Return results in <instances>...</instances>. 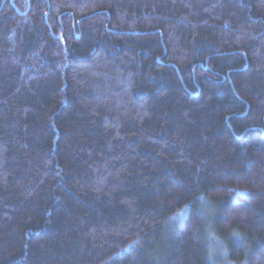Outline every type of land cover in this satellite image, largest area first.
Here are the masks:
<instances>
[{"label": "trees", "instance_id": "obj_1", "mask_svg": "<svg viewBox=\"0 0 264 264\" xmlns=\"http://www.w3.org/2000/svg\"><path fill=\"white\" fill-rule=\"evenodd\" d=\"M0 264H264V0H0Z\"/></svg>", "mask_w": 264, "mask_h": 264}, {"label": "rangeland", "instance_id": "obj_2", "mask_svg": "<svg viewBox=\"0 0 264 264\" xmlns=\"http://www.w3.org/2000/svg\"><path fill=\"white\" fill-rule=\"evenodd\" d=\"M187 212H188V210L186 209L184 212H182L175 220H174V222L177 224V225H179V226H181L182 225V223H183V221L185 220V218H186V216H187Z\"/></svg>", "mask_w": 264, "mask_h": 264}]
</instances>
